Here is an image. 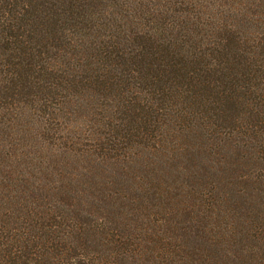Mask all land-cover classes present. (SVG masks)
I'll return each mask as SVG.
<instances>
[{"label": "rangeland", "instance_id": "rangeland-1", "mask_svg": "<svg viewBox=\"0 0 264 264\" xmlns=\"http://www.w3.org/2000/svg\"><path fill=\"white\" fill-rule=\"evenodd\" d=\"M61 4L44 78L17 92L0 71V258L57 217L95 264H264V0ZM142 44L207 66L144 137L96 80L111 68L139 91L143 72L104 58Z\"/></svg>", "mask_w": 264, "mask_h": 264}, {"label": "trees", "instance_id": "trees-1", "mask_svg": "<svg viewBox=\"0 0 264 264\" xmlns=\"http://www.w3.org/2000/svg\"><path fill=\"white\" fill-rule=\"evenodd\" d=\"M66 1L0 0L1 62L6 56L5 66L0 71L4 73L6 80L12 84L8 88L18 92L23 87L33 86L30 84L35 81H32L33 75H31L34 72H37L36 80L44 78L42 77L44 73L42 64L47 60L44 59L46 52L42 42L49 34H55L56 31L65 32L66 27L60 24L63 20L62 17L65 16L60 13V10L65 9L62 8V4L60 6V3ZM73 2H77V0H73ZM54 38L56 39V36ZM133 48L130 54L117 53L116 56L113 55L112 57V53H106L104 62L106 65L107 61L111 64V60L124 59L120 62H123L125 68L129 67L130 74L143 72L142 77L144 80L141 83L144 82L142 84L144 88H139V91L134 89L132 91L131 88H128L130 84L125 82L122 76H120L122 77L121 79L112 80L113 75L109 74L112 69H107V67H103L96 80L105 95L104 98L108 97L107 93L115 92L114 99L119 102L121 108L137 110L136 112L130 111L141 116L140 119L146 124V129L144 128V132H141L144 137V135L148 136L152 131L151 121L153 118L151 117L155 116L157 119L165 118L164 107L159 106L163 103L162 100L167 97H169L168 101L178 97L184 99L185 92L190 95L189 93L194 91V88L191 87L195 84L193 83V77L203 76V72L206 73L207 71V66L205 69H200L199 72L194 69L193 73H191L187 68L188 64L184 61H178L169 55L166 59H162L160 56H162L164 50L154 49L152 45L147 47L144 44L138 49L137 47ZM116 63L118 64V62ZM131 66L132 68H130ZM211 66L209 72H211ZM52 77L54 76L52 75ZM108 77L111 78L108 79ZM183 77H190V79L187 83L180 82L177 84L179 79H183ZM185 86L190 89L184 90ZM97 93L100 92L97 91ZM156 94L158 98L149 99V95L156 96ZM109 96L111 97L112 95ZM154 100L157 102H154ZM157 119L155 122L159 121ZM57 220L59 219L54 217L50 224L47 225L49 229L47 232L39 231L40 234L38 233L33 237L18 235L17 237H20L22 243L24 240V246H22L24 254L19 256L18 253L10 251L6 257L0 258V264H13L11 260L16 262L21 257L26 260V264H52L56 258H59L58 256L71 255L73 250L77 254L76 257H71L70 264L97 263V258H90L83 251L81 244L75 246L71 243L75 242L74 239L80 242L83 239V233H64V230L59 228L61 227L60 221Z\"/></svg>", "mask_w": 264, "mask_h": 264}]
</instances>
